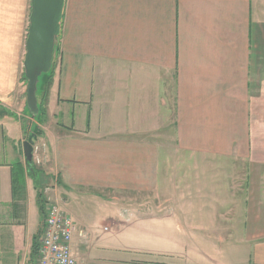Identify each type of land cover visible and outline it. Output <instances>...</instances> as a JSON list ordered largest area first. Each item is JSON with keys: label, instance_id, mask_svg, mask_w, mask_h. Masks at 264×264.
<instances>
[{"label": "crops", "instance_id": "1", "mask_svg": "<svg viewBox=\"0 0 264 264\" xmlns=\"http://www.w3.org/2000/svg\"><path fill=\"white\" fill-rule=\"evenodd\" d=\"M31 15L0 0V264H36L39 192L83 231L78 264H264V0H66L38 120Z\"/></svg>", "mask_w": 264, "mask_h": 264}, {"label": "water", "instance_id": "2", "mask_svg": "<svg viewBox=\"0 0 264 264\" xmlns=\"http://www.w3.org/2000/svg\"><path fill=\"white\" fill-rule=\"evenodd\" d=\"M66 0H32V15L24 58L27 110L39 118V93L43 78L53 71L60 43L61 22ZM30 120H28V123ZM28 162L33 161V142L24 143Z\"/></svg>", "mask_w": 264, "mask_h": 264}, {"label": "built area", "instance_id": "3", "mask_svg": "<svg viewBox=\"0 0 264 264\" xmlns=\"http://www.w3.org/2000/svg\"><path fill=\"white\" fill-rule=\"evenodd\" d=\"M40 163V160H37ZM79 232L75 219L58 203L45 202L44 225L39 239L36 264H78L73 238Z\"/></svg>", "mask_w": 264, "mask_h": 264}, {"label": "rangeland", "instance_id": "4", "mask_svg": "<svg viewBox=\"0 0 264 264\" xmlns=\"http://www.w3.org/2000/svg\"><path fill=\"white\" fill-rule=\"evenodd\" d=\"M7 55H8L7 59H17L19 57V53H7ZM59 55L60 54L58 52L57 59H56L57 62H59V58H60ZM23 58H24V52H22V60H23ZM23 89L26 90V80H24ZM37 166L38 167H41V165H37ZM220 189H221L220 187L217 188V190H218L217 195L218 196H216L215 198H224V199H229V200L233 199V197H231V196H224V195L223 196H219L220 195V191H223V193L225 192V189H222V190H220ZM137 198L139 200L144 199V197H141V196H139ZM218 226L221 228V225H218ZM99 231H103V226L102 225L100 226ZM219 241H220V239H218L217 242H219ZM199 246H201L204 249H207L206 247H208V249H210L209 250L210 253H212V254H215L217 248L219 247V249H218L219 252L217 251V253H221V254H223V256H224V253H225L226 256H232L233 253H236L237 251L240 250V249H237L236 245H228V244H224V243H220V244L219 243H216V244H208V245H199ZM233 246H235V247H233ZM243 252H245V251L243 250ZM242 255L243 254H242V251H241L240 252V255L237 256V257L240 258V257H242ZM143 257L146 258L147 256L145 257V255H144ZM160 259H164V258H160ZM165 261H167V260H165Z\"/></svg>", "mask_w": 264, "mask_h": 264}, {"label": "trees", "instance_id": "5", "mask_svg": "<svg viewBox=\"0 0 264 264\" xmlns=\"http://www.w3.org/2000/svg\"><path fill=\"white\" fill-rule=\"evenodd\" d=\"M53 75V71L50 73L49 77H51ZM30 140L34 143L35 139L34 138H30ZM29 167H31V172L36 173L37 170L36 168H34L32 166V164L30 162H28ZM14 191H15V196L16 198H24L25 197V193H26V183H25V177L24 174H22L20 176V174H18L17 172L15 173V177H14ZM39 204H40V209H41V213L43 214L44 217V213H45V203L42 197L41 192H39ZM38 248H39V241H37V244L35 245V249H34V253L36 255L37 258V254H38Z\"/></svg>", "mask_w": 264, "mask_h": 264}]
</instances>
